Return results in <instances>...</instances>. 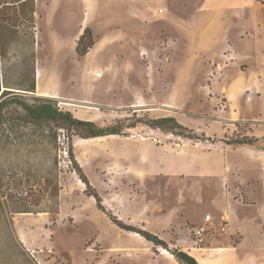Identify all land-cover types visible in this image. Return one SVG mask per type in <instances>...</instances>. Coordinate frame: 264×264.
<instances>
[{"label":"rangeland","instance_id":"rangeland-1","mask_svg":"<svg viewBox=\"0 0 264 264\" xmlns=\"http://www.w3.org/2000/svg\"><path fill=\"white\" fill-rule=\"evenodd\" d=\"M161 1L100 0L96 21H90L80 10L81 0H0V78L2 91L7 90L2 100L35 104L36 97L48 98L59 110L101 128L135 126L120 138H163L184 145L208 140L210 145L217 138H228L221 139L227 144L250 137L254 129L263 134L264 126L255 128L239 117L237 109L228 117L223 96L197 89L213 81L221 86V76L213 77L217 64L192 57L191 29L177 22L190 16L191 3L166 0L162 6ZM86 29L92 33L93 46L80 57L76 45ZM36 76L37 93L27 91L32 85L36 88ZM253 81L261 91L245 98L252 100L264 120V79ZM165 118L191 130L205 129L224 118L237 122L225 137L202 139L205 135L193 130L200 139L190 140L150 126ZM1 121L0 264H181L163 247L144 242L90 210L86 186L76 171L73 144L76 141L78 149L90 145L88 150L93 151L98 142L80 139L74 131L52 123H32L15 105L4 108ZM63 147H68L71 165L58 158ZM167 186L174 188L169 182ZM22 191L28 192L27 197L21 196ZM60 195L68 200L65 216H59ZM101 195L107 214L119 203L127 212L126 189H108ZM57 204V212H48ZM23 208L33 213H19ZM137 218L124 224L144 230ZM169 237L168 250L179 249L175 233Z\"/></svg>","mask_w":264,"mask_h":264},{"label":"crops","instance_id":"crops-1","mask_svg":"<svg viewBox=\"0 0 264 264\" xmlns=\"http://www.w3.org/2000/svg\"><path fill=\"white\" fill-rule=\"evenodd\" d=\"M188 1L190 16L177 22L191 29L192 57L217 64L213 77L220 75L223 80L221 86L213 81L197 89L223 96L228 117L237 109L239 117L255 128L264 126L252 100L245 98L261 91L253 80L264 79V4L260 0ZM160 3L163 6L167 1ZM81 4L82 14L96 21L100 0H81ZM212 50L214 54L202 56ZM36 82L37 93V76ZM235 121L224 118L205 129L191 128L213 139L231 134ZM249 135L258 140L253 147H232L221 140L228 138H217L210 145H206L208 140L184 145L163 138L118 136L88 139L98 142L93 151L88 150L90 145L78 149L76 141L73 147L81 171L100 198L108 189L128 191L127 212L120 203L110 209L118 221L131 224L139 217L143 231L165 243L175 233L176 246L198 264H264V133L254 129ZM168 182L174 184L173 189H168ZM85 197L91 211L100 212L116 226L94 198ZM59 202V216H65L68 200L60 195ZM200 226L207 232L203 247L197 249L190 235Z\"/></svg>","mask_w":264,"mask_h":264},{"label":"trees","instance_id":"trees-1","mask_svg":"<svg viewBox=\"0 0 264 264\" xmlns=\"http://www.w3.org/2000/svg\"><path fill=\"white\" fill-rule=\"evenodd\" d=\"M93 46V40H92V33L89 29H86L83 33V35L79 38L77 45H76V52L80 57L85 56L88 51ZM3 81L0 78V125H2V113L6 106L15 105L19 109H21L27 118H29L30 122L41 124L43 122L52 123L55 127L58 129H66L69 131H74L75 134L80 139H90V138H99V137H107V136H124L125 130L127 129H133L135 128L134 125H127L123 124L119 128L117 126H110L107 128H101L98 125H96L94 122L89 121H80L73 117V115L70 112L67 111H61L59 110L55 102L52 99L48 98H40L36 97L34 98L35 104H28L24 101H17V100H10L6 101L2 100L6 96L7 90L2 91ZM27 91L29 92H35V87L32 85ZM152 128L160 129L163 133L172 134L174 136L180 137L182 139H190V140H196L200 139L197 138L196 133L184 126L179 125L176 120L172 118H165L161 120L154 121L150 124ZM202 139H205L204 136H202ZM57 141V138H54V142ZM258 142L257 139H254L253 137L249 136H242L240 139L236 138V140L232 142H228L227 145H230L232 147H245V146H251L253 147ZM76 171L78 172V176L80 180L84 183L86 186V192L85 194L89 197H92L95 199L97 207L102 212H105L104 207L102 206V200L97 195L95 190L91 187L90 183L88 182L87 178L81 171L79 165L76 163ZM18 188H23L24 185L18 184ZM57 189V188H56ZM55 192H58L55 190ZM21 196L25 194L24 197H27L28 192H20ZM20 195V194H19ZM55 197L57 194L54 195ZM3 197V193H2ZM23 197V196H22ZM22 201H25V199L21 198ZM26 205V204H25ZM29 207V205H26ZM58 204L56 205V208L54 211H48L51 213L57 212ZM19 213H33V210L30 208H23ZM47 212V211H42ZM108 217L110 220L118 226L120 229L137 233L141 235L146 241L151 242L155 247L160 246L169 251L173 257L181 264H198L197 261L188 255L187 253L181 251L178 248H175L173 251L168 250V246L165 242L159 240L154 235L143 231L138 230L136 228H133L131 226H127L123 224L122 222L118 221L115 217L108 214Z\"/></svg>","mask_w":264,"mask_h":264},{"label":"built area","instance_id":"built-area-1","mask_svg":"<svg viewBox=\"0 0 264 264\" xmlns=\"http://www.w3.org/2000/svg\"><path fill=\"white\" fill-rule=\"evenodd\" d=\"M160 12H162V10H160ZM58 143L63 144V141L61 138H58ZM58 158L61 160H63V162L65 163L66 166L71 165V160L69 159V150L68 147L64 148L62 150L58 151ZM66 160H67V164H66ZM206 221L210 220L209 216H206ZM219 230L224 231V228L221 227ZM207 229L204 226H200L197 227L195 229H193L192 235L194 237L193 241H194V245L196 246H201L204 244L205 241V235H206Z\"/></svg>","mask_w":264,"mask_h":264},{"label":"bare ground","instance_id":"bare-ground-1","mask_svg":"<svg viewBox=\"0 0 264 264\" xmlns=\"http://www.w3.org/2000/svg\"><path fill=\"white\" fill-rule=\"evenodd\" d=\"M63 104V103H62ZM134 234V233H133ZM135 236H137V237H140L138 234H134Z\"/></svg>","mask_w":264,"mask_h":264}]
</instances>
